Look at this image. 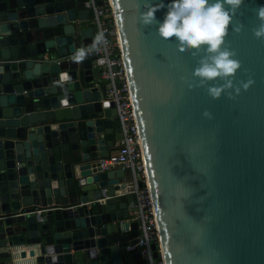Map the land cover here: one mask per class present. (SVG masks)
<instances>
[{
	"label": "water",
	"instance_id": "water-1",
	"mask_svg": "<svg viewBox=\"0 0 264 264\" xmlns=\"http://www.w3.org/2000/svg\"><path fill=\"white\" fill-rule=\"evenodd\" d=\"M82 1L0 0L3 264H145L126 249L138 230L128 219L134 195L120 191L124 169L100 165L117 147L116 108L95 82L94 54L72 59L96 35L81 25ZM110 2L153 202V257L264 264V40L252 31L264 0H245L226 37L242 64L235 83L255 80L235 99L188 87L198 57L158 34L166 7L143 25L144 0Z\"/></svg>",
	"mask_w": 264,
	"mask_h": 264
},
{
	"label": "clouds",
	"instance_id": "clouds-1",
	"mask_svg": "<svg viewBox=\"0 0 264 264\" xmlns=\"http://www.w3.org/2000/svg\"><path fill=\"white\" fill-rule=\"evenodd\" d=\"M245 0H170L165 5L164 0L153 3L152 0H144V10L139 11L138 23L152 25L157 23V11L167 8L162 22L158 23V34L165 40H174L181 53L191 52L198 57L197 66L193 72V79L188 81L190 89L206 87L208 94L218 99L227 93L229 98L235 99L242 89H249L255 80L252 77L241 81L237 85L234 81L242 64L237 59L236 50L226 46V37L233 25L234 17L241 10ZM261 23L252 29L253 35L258 40H264V5L253 9ZM233 31L241 33L244 30L243 23L236 24ZM101 45H107V39L103 31H99L93 38V44L88 48L78 49L72 59L80 62L92 51H99ZM223 80L224 83H211ZM234 89V92L231 91ZM203 115L212 118V113L205 110Z\"/></svg>",
	"mask_w": 264,
	"mask_h": 264
},
{
	"label": "built area",
	"instance_id": "built-area-1",
	"mask_svg": "<svg viewBox=\"0 0 264 264\" xmlns=\"http://www.w3.org/2000/svg\"><path fill=\"white\" fill-rule=\"evenodd\" d=\"M88 9V19L96 28L103 31L107 45H101L91 60L98 68V76L105 86L102 99L111 100L116 108L119 121V137L114 142L116 149L100 158L102 168H122L129 171V181L122 192H131L134 200L129 208V220L137 222L136 240L128 242L126 249L138 250L145 264H164L160 255L153 257L151 242H157V230L151 192L146 180L145 164L139 137L137 121L132 106L128 81L125 72L118 30L110 0H83ZM93 42L90 44L92 45ZM89 45V46H90ZM88 46V47H89ZM86 47V48H88ZM41 209L33 212L39 214Z\"/></svg>",
	"mask_w": 264,
	"mask_h": 264
},
{
	"label": "crops",
	"instance_id": "crops-1",
	"mask_svg": "<svg viewBox=\"0 0 264 264\" xmlns=\"http://www.w3.org/2000/svg\"><path fill=\"white\" fill-rule=\"evenodd\" d=\"M76 8L77 9L79 8L78 3H76ZM87 24L92 25V23H91V21L89 19H88V21H85V20L81 21V25H87ZM95 82L97 83V85H100L101 83H103V80L98 76V78H96ZM113 134H114V142H115L118 139V137H119V132H114ZM115 149L116 148H113L111 150V152L114 151ZM113 168H117V167H113ZM129 175H130L129 171L125 170L124 174L119 177L120 181L124 180L126 182V184H127L128 181H129ZM120 191H123V188L120 189ZM129 207H131V204H129ZM6 258L7 257H5V256H0V264H3V261L6 260ZM5 264H12V263L10 261H8Z\"/></svg>",
	"mask_w": 264,
	"mask_h": 264
}]
</instances>
